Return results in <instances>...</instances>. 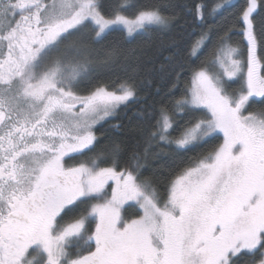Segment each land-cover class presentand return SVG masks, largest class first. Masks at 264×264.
I'll return each instance as SVG.
<instances>
[{"label":"snow or ice","instance_id":"6c2138e0","mask_svg":"<svg viewBox=\"0 0 264 264\" xmlns=\"http://www.w3.org/2000/svg\"><path fill=\"white\" fill-rule=\"evenodd\" d=\"M171 7L0 0V264H264V0L183 5L200 28L187 50L199 63L142 69L120 39L170 27ZM113 32L98 56L92 45ZM98 66L122 75L100 79ZM157 73L169 87L136 113L137 139L98 136Z\"/></svg>","mask_w":264,"mask_h":264},{"label":"trees","instance_id":"16d2710c","mask_svg":"<svg viewBox=\"0 0 264 264\" xmlns=\"http://www.w3.org/2000/svg\"><path fill=\"white\" fill-rule=\"evenodd\" d=\"M121 3L126 5L142 6L145 4L153 3L154 0H120ZM162 3L170 4L172 7L165 12L166 16H176L175 23L165 29H159L152 27L147 29L145 32L137 35L135 39L129 41L120 39V43L123 48L127 50L129 56L134 57L139 62V67L152 69H159L161 65L167 66L168 60L166 58L173 57L175 60H183L185 65V72L195 67L199 61L194 58L190 59L187 56V50L189 43L198 38L200 28L197 24L192 23V18L188 16L182 6L187 4L190 5L192 0H160ZM219 2V0H217ZM243 0H226V3H233L239 5ZM136 9L134 7H128L126 15L132 16ZM234 11L232 8H227V11H221L220 15L216 17L214 21L211 17L208 19L209 24H214L221 20L228 13ZM126 35V32L124 33ZM121 37L120 32L111 33L105 40L99 44H94L92 47L96 50L97 55L111 42ZM234 39L239 40L240 37L237 35ZM102 59V57H99ZM203 59V56H201ZM152 63H148V61ZM100 79H115L117 76L122 75L119 71V66L114 68L112 71L103 67H97L96 73ZM141 83L143 84L144 91L141 92V101L138 104H132L128 109H123L119 112V118L116 120H109L102 122L101 125H97V135L123 141L127 145H131L134 140L137 139L136 126L142 123L139 117L136 115L137 112L143 115V109L155 107L159 105V102L164 98V94L167 92L169 83L167 74L161 76L158 73L148 76L146 79L141 76ZM189 76L184 77L185 83L181 85V91L183 88L188 86L187 81ZM159 90V93L157 92ZM259 99H257L258 101ZM262 106L257 102L251 106L252 111L259 110ZM146 123V121H144ZM123 124L124 127L115 129L113 126L116 124ZM108 139H102L101 145H107ZM202 151V149H193L190 152L183 153L180 156H173L167 160L169 165H180L186 162L189 158H195L196 155ZM158 164L152 163L151 161L144 162L142 168L145 177H154L157 179V186L161 193H163V184L165 182V176L157 171ZM169 169L165 168L167 172ZM127 216H135V209H129L125 214ZM249 259L248 256H242L239 264H246Z\"/></svg>","mask_w":264,"mask_h":264},{"label":"rangeland","instance_id":"374dc122","mask_svg":"<svg viewBox=\"0 0 264 264\" xmlns=\"http://www.w3.org/2000/svg\"><path fill=\"white\" fill-rule=\"evenodd\" d=\"M233 87H234V88H235V87H238V85H235V84H234ZM256 99H260V98H256ZM126 217H127V215H126ZM133 217H134V216H133Z\"/></svg>","mask_w":264,"mask_h":264}]
</instances>
